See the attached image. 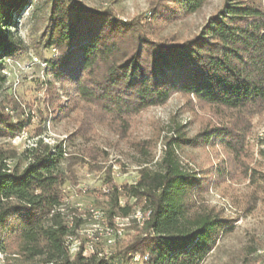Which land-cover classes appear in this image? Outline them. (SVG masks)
Instances as JSON below:
<instances>
[{"label": "trees", "instance_id": "16d2710c", "mask_svg": "<svg viewBox=\"0 0 264 264\" xmlns=\"http://www.w3.org/2000/svg\"><path fill=\"white\" fill-rule=\"evenodd\" d=\"M24 1L0 0V83L6 80L3 59L22 49L12 28ZM170 1H155L149 16L123 19L112 7L52 0L43 39L55 54L46 62L50 78L40 82L43 110L56 119L83 103L123 133L131 116L179 92L230 112L233 120L190 137L177 126L164 142L158 168L139 167L133 182L118 184L107 165L103 186L86 190L100 199L81 209L66 201L64 186L76 185L74 166L101 169L106 151L82 147L72 152L63 140L44 141L40 113L37 138L18 153L11 139L27 129L32 115L6 95L0 102V138L5 140L0 145V264H200L218 238L233 230L235 219L199 205L213 184L211 175L183 167L178 149L217 142L242 150L247 115L264 107V8L254 0H224L197 34L181 39L160 34V22L177 14ZM198 5L183 3L181 11ZM85 120L86 115L70 140L86 137ZM139 150L145 154L146 148ZM214 172L223 173L221 168ZM136 209L142 219L130 218L124 228L133 233L126 238L114 231L113 251L97 249L95 241L94 251L83 253L86 232L79 231L95 210L103 225L118 232L115 219L130 217ZM76 238L81 242L70 253Z\"/></svg>", "mask_w": 264, "mask_h": 264}, {"label": "rangeland", "instance_id": "374dc122", "mask_svg": "<svg viewBox=\"0 0 264 264\" xmlns=\"http://www.w3.org/2000/svg\"><path fill=\"white\" fill-rule=\"evenodd\" d=\"M88 7H112L123 19L149 16V10L157 0H80ZM172 0L169 4L176 10L172 15L160 22L161 35H176L181 39L197 34L215 13L224 0ZM199 2L197 8L189 13L181 11V5L186 2ZM264 8V0H254ZM52 0H25L20 6L19 16L12 28L22 42V49L15 56H7L2 73L6 80L0 83V102L6 95L17 98L24 113L32 115L30 124L24 131L25 136L12 138L11 144L19 153L32 145L37 138L36 127L42 118L44 141L54 143L63 140L67 151H78L80 148H95L104 150L107 156L101 159V169H89L90 166H74L76 185L65 184L66 201L81 209L95 206L97 194H87L86 190L100 189L105 179L106 166L112 165V175L118 184L130 183L137 177V169L147 166L157 169L162 155L164 142L173 135L177 126H183L187 136L196 135L205 128L225 124L230 121L228 111H220L209 105L199 104L192 96L174 92L162 104L149 106L140 110L128 119L125 132H121L117 123L109 119H100L94 108L80 103L78 109L50 118L43 110L40 102L42 88L40 82L49 79L51 74L47 68V60L55 51L45 47L43 34L46 29ZM13 19V20H14ZM59 86V83H55ZM84 107V109H81ZM9 110V104H6ZM86 108V109H85ZM88 110V114L85 112ZM19 114V112H16ZM86 115V125L83 132L86 137L69 138V134L79 130L82 118ZM233 120V119H232ZM244 137L240 152L230 151L221 144H204L186 146L178 149V155L183 167L211 175L213 184L202 193L199 205L213 207L231 219H235L231 232L221 235L210 252L200 264H264V107L253 115H247L244 125ZM0 138V145L4 144ZM145 147V154L140 152ZM96 149V148H95ZM100 160V159H99ZM148 160V162H146ZM9 163H11L9 161ZM221 168L223 173L217 176L214 171ZM80 190V192L78 191ZM123 201V199L121 200ZM98 211L80 229L79 234L86 232L82 238H87L85 247L103 251H113L114 233H107V241L103 232H108V226L97 218ZM142 219L139 209L130 217L116 218V227L121 237L133 233L129 227L130 218ZM120 226V227H119ZM97 235L98 240L93 239ZM104 236V237H103ZM80 238L72 240L70 253H73L80 243ZM259 255L262 258H259ZM138 259L136 256L135 259ZM146 256H144V259ZM3 255H0V262Z\"/></svg>", "mask_w": 264, "mask_h": 264}, {"label": "built area", "instance_id": "2783aa9c", "mask_svg": "<svg viewBox=\"0 0 264 264\" xmlns=\"http://www.w3.org/2000/svg\"><path fill=\"white\" fill-rule=\"evenodd\" d=\"M54 51V50H53ZM25 136V132H22V133H20L19 135H16V136H14L13 138H15V139H18V138H20V137H24ZM114 231L116 232V234L118 235V236H120L121 235V233H118L117 231H116V229L115 230H113L112 228H110L109 226H108V232H103L104 233V235L107 237V233H114ZM93 239H95V240H97L98 239V237L97 236H93ZM108 242V241H107ZM109 244H112L113 242H108ZM68 246V245H67ZM90 251H92V248H88V247H85L84 246V248H83V253H89ZM137 259V258H136Z\"/></svg>", "mask_w": 264, "mask_h": 264}, {"label": "bare ground", "instance_id": "6f19581e", "mask_svg": "<svg viewBox=\"0 0 264 264\" xmlns=\"http://www.w3.org/2000/svg\"><path fill=\"white\" fill-rule=\"evenodd\" d=\"M120 227V226H119ZM118 229V228H117Z\"/></svg>", "mask_w": 264, "mask_h": 264}]
</instances>
